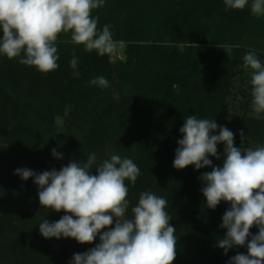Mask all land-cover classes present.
I'll use <instances>...</instances> for the list:
<instances>
[{
  "label": "clouds",
  "instance_id": "obj_1",
  "mask_svg": "<svg viewBox=\"0 0 264 264\" xmlns=\"http://www.w3.org/2000/svg\"><path fill=\"white\" fill-rule=\"evenodd\" d=\"M105 0H0V54L9 59L19 57L22 65L35 67L41 73L56 70V42L59 34L71 32L70 41L83 45L86 51L95 50L99 56L115 53L110 26L98 31L99 17L94 9ZM225 11L243 10L249 0H224ZM251 14L264 16V0H252ZM228 57L238 45H217ZM74 75L78 60L70 61ZM244 69H251V107L259 117L264 113V63L255 50L243 56ZM107 88L109 81L103 76L90 82ZM219 128V134H213ZM183 138L177 141L173 167L180 170L189 165L195 169L212 167L209 156L220 158L217 145L224 144L222 166L212 167L201 174V189L208 208L215 209L221 201L229 202L222 216L221 228L226 229L218 247L227 254L233 247L244 246L247 255L238 253L230 264H264V146L235 147L234 133L218 126L214 119H200L195 115L185 118L179 129ZM241 139L245 136L240 132ZM52 155L62 158L52 149ZM96 165V175L91 174ZM22 180L34 178L38 186L39 203L65 214L58 221L45 219L39 224L44 238H73L80 244H91L99 234L100 243L84 253L73 255L69 264H173L176 259V229L170 225L171 217L165 211L167 201L151 191L141 192L138 203L126 216L130 201L129 188L141 174L139 167L129 158L112 155L97 164L95 153L86 162L70 160L59 171L36 173L17 168ZM75 217V218H74ZM115 218V226L113 224ZM256 226L255 235L250 229ZM108 230L101 232L102 229ZM251 236V239L248 238Z\"/></svg>",
  "mask_w": 264,
  "mask_h": 264
},
{
  "label": "rangeland",
  "instance_id": "obj_2",
  "mask_svg": "<svg viewBox=\"0 0 264 264\" xmlns=\"http://www.w3.org/2000/svg\"><path fill=\"white\" fill-rule=\"evenodd\" d=\"M169 2L178 8L181 0ZM142 8L138 0H105L102 7L93 10V17H99L98 31L102 30L104 25L110 26L113 40L116 42L115 53L108 57L109 70L103 75L109 81L107 88L90 84L92 79L101 77L103 73L96 76L92 74L88 76L90 80L87 79L83 90L63 93L52 85L53 79L60 78L61 82H64V77L57 69L41 73L35 67L26 66L27 72L23 74L24 65L18 62L19 69L13 66L15 69L12 76L15 77V73L18 75L20 72V77L7 80L5 85L11 93L18 91L16 94L22 98V102L32 109L33 123L32 126L21 127L15 134L0 139V152L6 153L0 156V193L5 204L4 211L0 213L11 212L14 221H18L19 216H30L28 221L22 220L26 223L21 225L25 234L29 233L30 228L39 230V224L45 219L55 222L60 216L70 213L41 207L34 178L22 180L19 175L14 174L17 168L31 169L36 173L51 171L53 168L59 171L69 158L73 159L76 154L82 156L87 151L96 154L97 164L102 162L103 158L110 159L112 155L123 158V151L117 150L121 147H117L114 142L116 136L121 142L130 137L128 140L131 141L132 148L137 150L138 140L135 139V132L145 125L147 118L144 113L147 110H158L160 114L163 112V115L166 111L177 120L178 129L183 126L187 112L177 101L183 96L193 97L194 94L200 102H204L208 114L203 119H214L218 126L227 127L232 131L235 147L243 149L264 146V113L257 117L252 110V70L242 67L243 56L252 50L256 51L258 59L264 63V16L256 18L252 15L254 27L246 30L241 35L242 39L217 38L216 31L207 35V32L212 30L211 25L198 26L197 22H193L195 25L190 26V29L196 30V35L200 33V39L197 40L195 36L193 41L189 42L178 36L180 26L172 22L155 23L156 20L152 18L154 21L148 22L150 31L136 29L130 23ZM146 14L152 15L151 11ZM209 24L214 26L212 22ZM70 37L71 32L59 34L56 45H65V41H70ZM68 43L72 47L76 46L74 43ZM155 43L162 44L164 48L153 49ZM217 45L239 47H233L231 56L228 57ZM191 49L194 50L191 52ZM171 50H175L182 59L188 54L191 57L190 63L196 61L195 70L194 67L190 72L188 68L186 70L181 59L170 60L168 55ZM60 54L57 49L58 57ZM74 56L76 57V51L73 48L70 52L71 60ZM10 60L5 55H0V67H8ZM91 70L92 68L87 67L85 74ZM165 71L168 72L167 76L162 74ZM180 71H185V75H181ZM159 75L166 78L160 81L167 85L163 88V93L156 88ZM175 75L179 76V80L173 84L171 80ZM138 77H142V80ZM178 81L182 82V85H179ZM38 85L42 86V89L36 93V89L32 88ZM38 105L40 107H37ZM80 105L85 108L87 106L86 110H83L85 116L81 117L80 121L69 120V114L71 116L81 113ZM60 106L64 107L63 113L59 111L58 115H55ZM133 117L139 118V127L137 124L134 127L131 121ZM162 121L164 119L159 120ZM94 124L109 131L107 135L110 143L105 148L102 144L95 147L89 141L94 135H100L101 129L93 126ZM241 130L245 136L244 140L240 136ZM213 134L218 135L219 128ZM113 147L117 149L113 150ZM52 149H56L62 158L54 157ZM217 150L220 158H211L224 160V144H218ZM95 167L96 165L91 170L93 175L97 174ZM113 222L115 223V218ZM21 240V234H10L9 241H12L14 246L19 245ZM51 245L54 250L60 248V244L54 240Z\"/></svg>",
  "mask_w": 264,
  "mask_h": 264
},
{
  "label": "trees",
  "instance_id": "obj_3",
  "mask_svg": "<svg viewBox=\"0 0 264 264\" xmlns=\"http://www.w3.org/2000/svg\"><path fill=\"white\" fill-rule=\"evenodd\" d=\"M169 1L138 0L143 10L137 11L134 20L130 24L134 25L136 29H149L150 31L149 21L156 20L155 23L159 21L172 22L176 26H180L178 36L189 42L190 40L193 41L195 36L197 40L200 39V33L196 35L195 32L197 31L190 29V26L193 27L195 25L193 22H197L198 26L201 24L211 25L212 30L208 31L207 35H210L212 31H216L218 35L216 37L222 39H242L241 35L246 30H251L254 27L250 11L252 0H249V4L243 10L229 9L227 11H225L224 0H181L178 8ZM150 11L152 15L148 16L146 12L149 13ZM210 22L214 26L209 24ZM124 27L126 28L125 25ZM56 46L59 49V54L61 53L57 60V64L59 65L57 72L62 74L64 82L62 83L60 78H57L56 80H52V85L60 92H79L85 87L87 79H89L88 76H92V74L96 76L101 73H103L101 75L103 76L104 72L109 70V55L99 56L95 50L91 52L86 51L83 45L72 47L69 43L65 45H61L60 43L59 46ZM162 46L160 43H155L152 48L157 50L158 48H164ZM73 48L76 51L78 59V67L75 70L79 72L78 77L73 74L74 70L70 67V52ZM193 50L191 49V52ZM168 58L170 60L181 59L186 70L188 68L190 72L193 67L195 70L196 61L190 63L191 57L188 54L182 59L175 50H171ZM19 59V57L13 58L9 61L8 67H0V139L8 137L13 133L15 134L21 130V127L27 128L28 126H32L33 123V119L31 118L33 115L32 109L29 108L28 104L25 105L22 102V98L17 95L18 91L15 92L14 90L11 93V90L5 85L7 80H15L20 77V72L18 75L15 73V77L12 76L15 69L13 66L19 69ZM87 67L92 68V70L85 74ZM23 68L24 74L27 72L25 71L26 65ZM162 74L163 76H167L168 72L165 71ZM180 74L185 75V71H180ZM176 76H173L171 80L173 84L179 80V76ZM138 78L142 80L140 77ZM165 79V77L162 78L160 75L157 79L156 88L162 93L164 91L163 88H166L167 85L160 83V81ZM178 83L182 85V82L178 81ZM32 89H36V93H38L41 91L42 86L38 85ZM194 96V94L193 97L183 96L181 100L177 101L180 103V106H184L187 116L195 115L200 119L206 118L208 111L205 103L200 102V99L196 98L197 96L194 98ZM37 107L40 106L38 105ZM60 107L57 108V114L55 115H58L59 111L63 113L64 107L62 106L61 110ZM86 108L80 105L79 110L81 113H75L71 116L69 114V120L71 119L73 122L80 121V118L85 116L83 110H86ZM150 112V110L149 112L147 110L144 113L145 118H147L145 125L135 132V139L138 140L137 150L132 148V143L128 140L130 137L121 142L116 136L117 140L115 139L114 142L117 147L121 148H112L120 152L123 151V158L132 159L139 167L141 173L134 186L130 182L125 181L129 188L127 199L130 201L126 216L131 218V208L138 203L140 193L151 191L155 195L166 199L167 205L165 211L171 217L170 225L176 229L174 235L177 240V255L173 264H230L231 257L238 253L247 255V242L244 246L229 249L227 254H224V250L218 247V241L224 237L227 231L221 228L220 225L223 214L230 208V203L221 201L215 209L208 208L206 198L201 191L203 187V182L199 179L201 174L211 171L212 167L222 166L223 160H215L209 156V159L212 160V167H204L198 170L195 169L194 165H189L180 170L174 168L175 151L179 146L177 141L183 138V134L178 129L179 124L173 118L174 116H169L166 111L165 115H163V112L160 114L161 112L158 110ZM115 119L113 120L114 122ZM161 119H164V121L159 122ZM138 120V117L131 118L134 127L136 124L138 127L140 126ZM133 124H131L130 128L133 127ZM93 126L96 125L94 124ZM96 127L101 129L100 135H94L89 141L93 146L102 144L101 146L105 148L110 143L107 135L109 131L107 128L98 125ZM92 153L93 151L91 153L87 151L82 156L76 154L73 156V159L69 158L63 164L66 166L70 160H77L81 163L86 162L88 156ZM1 154L6 153L3 151L0 152V156H2ZM3 200L4 197L0 193V212L4 211L5 204H3ZM24 217L19 216L20 219L14 221L11 212L0 213V264H69L74 254L84 253L100 243L99 234L91 244H80L73 238L46 239L40 234L39 230H32L31 228L29 233L25 234L21 229V225L26 223L22 222V220L28 221L30 216L28 218ZM114 226L115 223L113 222L109 227ZM106 230L108 229H102L101 232ZM257 232L258 228L256 226L250 229L252 235H255ZM11 233L21 234L22 240L19 245L14 246L12 241H9ZM248 239L250 240L251 236ZM51 240L60 244L59 250H54Z\"/></svg>",
  "mask_w": 264,
  "mask_h": 264
}]
</instances>
